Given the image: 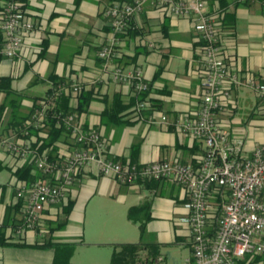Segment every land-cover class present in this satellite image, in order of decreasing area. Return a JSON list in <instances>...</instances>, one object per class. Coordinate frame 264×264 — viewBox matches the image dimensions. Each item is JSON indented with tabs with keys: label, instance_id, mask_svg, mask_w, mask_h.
Listing matches in <instances>:
<instances>
[{
	"label": "crops",
	"instance_id": "1",
	"mask_svg": "<svg viewBox=\"0 0 264 264\" xmlns=\"http://www.w3.org/2000/svg\"><path fill=\"white\" fill-rule=\"evenodd\" d=\"M122 1L126 0H23L34 29L16 58L0 61V72H4L0 77L11 76L12 88L22 94L16 119L7 111L1 126L0 164L12 177L11 171L32 159L12 157L2 141L15 138L14 123H29L34 110L56 86L66 90L63 96L74 85L81 87V98L71 95L70 105H79L76 114L83 130H95L106 142L108 159H134L136 164H199L204 144L179 129L185 118H194L201 104L202 51L194 16L174 17L146 4L135 19L136 29L114 36L104 11L113 2ZM205 1L209 14L222 16L219 37L223 55L239 81L238 86H231L232 97L217 114V123L229 136L242 138L244 154L250 155L264 143L262 104L248 84L249 80L264 84V3ZM109 43L115 55L105 62L98 54ZM117 69L124 75L138 69L149 86L141 119L134 112L136 93L131 85L114 78ZM3 99L0 94V104ZM241 111L243 118L237 115ZM109 114H117L119 121H111ZM162 116L166 121H161ZM55 147L63 159L76 145L64 135ZM19 182L25 181L13 177L0 184V225L7 207L18 206L16 213H10L9 224L14 218L16 222L22 218L21 201L16 198ZM187 200L185 190L170 181L120 184L100 175L93 166L85 168L76 176L65 200L44 211L41 228L21 236L14 234L15 227L5 229L9 242L20 241L30 247L0 245V264H53L52 249L31 247L48 238L74 245L72 264H80L74 259L83 247L111 249L112 254L113 245L120 244L156 245L160 262L174 259L177 251H187L185 261L192 256L189 227L183 222L189 215ZM146 202L150 218L140 233L138 223L127 215L131 207ZM139 218L142 220L143 215ZM147 252H141L142 259ZM237 264H264V256H246Z\"/></svg>",
	"mask_w": 264,
	"mask_h": 264
},
{
	"label": "built area",
	"instance_id": "2",
	"mask_svg": "<svg viewBox=\"0 0 264 264\" xmlns=\"http://www.w3.org/2000/svg\"><path fill=\"white\" fill-rule=\"evenodd\" d=\"M146 4L178 18L194 16V29L202 51L201 104L194 118H185L179 129L204 144L205 153L199 164L191 166L166 161L132 164L108 159L107 144L95 130L84 131L74 113L58 112L55 114L57 126L63 127L77 146L62 160L52 161L46 154H37L28 141L22 139L2 141L12 157L22 161L31 157L36 171L44 177L18 183L16 198L21 201L22 218L14 234L21 236L41 228L44 211L61 204L79 172L93 166L100 175L120 184L165 180L185 190L188 198L185 207L189 215L183 222L189 227L192 256L184 264H237L246 256H264V143L250 155L244 154V140L229 136L217 123V114L232 97L231 86L239 85L222 51L219 37L222 16L209 14L205 0L191 3L183 0L113 2L104 11L112 34L120 36L135 30V19ZM0 6L1 54L12 60L18 56L24 39L32 33L34 26L26 15L23 0H1ZM98 55L108 62L115 55L113 44L104 45ZM113 76L117 81L131 85L138 96L149 90L138 69L127 75L117 69ZM248 84L260 99L264 115V84L252 80ZM64 92L66 90L60 86L51 89L34 110L32 120L23 125L24 138L29 136L28 127L42 126ZM80 92L81 87L74 85L69 93L76 96ZM146 105L145 100H137L134 112L138 119ZM153 120V117L149 118L150 122ZM161 121H166V117L162 116ZM217 193L223 200L219 210L210 204V199ZM160 261L159 258L155 262Z\"/></svg>",
	"mask_w": 264,
	"mask_h": 264
},
{
	"label": "trees",
	"instance_id": "3",
	"mask_svg": "<svg viewBox=\"0 0 264 264\" xmlns=\"http://www.w3.org/2000/svg\"><path fill=\"white\" fill-rule=\"evenodd\" d=\"M261 1L264 3V0ZM0 11H1V6H0ZM2 46H3V38L0 32V61L4 59V57L1 54ZM0 94L4 95V99L0 104V137H1L3 133L1 132L2 129L1 126L4 119V115L8 111V113H10L11 118L13 117L16 119L17 112L20 107L22 94L16 92L12 88L11 76L0 77ZM63 95L64 94H62V96L57 100L56 107L49 112L47 118L42 122L41 127L37 129L33 127L27 128L29 131L28 137L24 138L23 136V131H24L23 125L26 122L14 123V131L16 133L15 139L16 140L22 139L28 141L31 149L39 155H42L44 152L46 153L48 152V154L46 153L45 154L48 155L49 159L52 161L62 160V158H59V156L56 153L55 146L57 142H59L64 135H67L69 138L71 137V135L63 127L57 126V118L55 117V114L58 112H61L63 114H70V113L76 114V112L79 110V105L77 106V108H73L70 105V97H71L70 93H67V96H63ZM81 96H82V92L76 95V98L80 99ZM145 96L146 93L140 96L136 94L133 105L135 106L138 99L144 100ZM109 115H110V120L113 122H117L120 119L118 118L117 114H112V115L109 114ZM133 160L134 159H131L130 163L136 164L134 163ZM0 168H1V164H0ZM11 172L13 177H15L19 181L32 182L44 178L42 175H40L39 172L36 171L33 162L25 163L22 167L17 168L16 170ZM138 182H144L146 184H149L155 181L139 180ZM222 202L223 200L221 199V195L219 193L215 194L210 199V204L212 205L213 208H216L217 210L221 208ZM70 208H71V204H69L65 208L64 212L66 215L68 214ZM17 211H18V206L7 207L6 218L4 222L0 225V245L30 247L20 241L9 242L8 238L5 236V229L7 227H16L19 224V221L16 222V219L14 217H13L14 219H12L13 222L9 224L10 213L11 212L16 213ZM140 215H143L142 220H140L139 218ZM127 216L131 222L138 223L140 233H142L144 230L145 222L150 218L149 203L146 202L140 206L131 207L128 210ZM56 228H58V226ZM53 230L54 229L52 228L50 231ZM31 247L52 249L54 251L53 264H72L71 257L74 251L73 244L55 243L51 241V238H48L44 241L43 244L35 245ZM113 247L114 249L111 254L110 264H154V262L160 258L158 252V246L156 245L120 244V245H113ZM144 250H147L148 252L147 255H145L144 259H142L141 252Z\"/></svg>",
	"mask_w": 264,
	"mask_h": 264
},
{
	"label": "rangeland",
	"instance_id": "4",
	"mask_svg": "<svg viewBox=\"0 0 264 264\" xmlns=\"http://www.w3.org/2000/svg\"><path fill=\"white\" fill-rule=\"evenodd\" d=\"M4 64V63H3ZM2 66V62H0V68ZM4 74V72H0ZM6 73V72H5ZM8 73V72H7ZM244 111L238 112V117H244ZM3 156L0 155V159ZM7 157L4 156V159ZM13 177L11 173L6 168H0V184H5L9 181H12ZM80 252V253H79ZM79 255L75 257L74 261L80 264H110L111 260V249H99L96 246L83 247L78 251ZM187 251H177L174 255V259L164 260L163 262H159L157 264H184V255Z\"/></svg>",
	"mask_w": 264,
	"mask_h": 264
}]
</instances>
